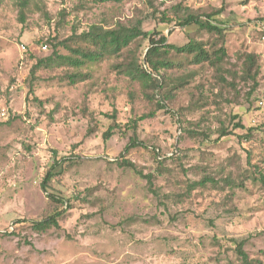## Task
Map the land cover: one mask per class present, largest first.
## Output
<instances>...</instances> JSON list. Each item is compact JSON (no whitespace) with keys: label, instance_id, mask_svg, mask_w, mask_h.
Listing matches in <instances>:
<instances>
[{"label":"rangeland","instance_id":"rangeland-1","mask_svg":"<svg viewBox=\"0 0 264 264\" xmlns=\"http://www.w3.org/2000/svg\"><path fill=\"white\" fill-rule=\"evenodd\" d=\"M188 11L211 14L224 29L225 81L213 67L171 53L185 66L167 72L166 108L119 71L131 54L143 63L147 40L78 69L31 71L53 51L69 54L58 42L76 46L75 36L91 25L141 20L144 31L162 30L174 45L214 44L216 35L175 24ZM246 52L257 56L255 85L235 76ZM72 72L84 80L70 84ZM190 74L171 90L176 76ZM234 114L244 128H233ZM220 122L231 130L222 137ZM110 125L114 133L104 140ZM130 139L135 145L124 154ZM55 154L68 159L44 190ZM259 169L264 0H0V264H241V239L249 259L264 264V188L253 179ZM203 178L205 185L190 188ZM48 193L68 205L57 227L37 232L32 222L55 208Z\"/></svg>","mask_w":264,"mask_h":264},{"label":"trees","instance_id":"trees-1","mask_svg":"<svg viewBox=\"0 0 264 264\" xmlns=\"http://www.w3.org/2000/svg\"><path fill=\"white\" fill-rule=\"evenodd\" d=\"M97 2H120L122 0H96ZM20 3L25 4L26 0H20ZM23 8V7H22ZM23 14V12L21 11ZM175 24L181 28L195 25L198 29L204 30L208 33L216 35L214 44L208 45L205 42L189 39L186 43L181 45H174L167 42V37L162 30L144 31L141 28V20H137L131 25L118 24L114 28H103L98 25H91L86 31H82L75 36L77 39L76 46H70L65 41H59L58 45L68 50L67 55L59 54L53 51L49 56L38 59L33 64L31 71L39 67H62L71 66L78 69L85 63H93L101 61L106 57L119 56L124 51H129V47L136 40H147L148 47L143 57V63L134 61L133 54L130 55L131 60L126 64H120V73L124 74L129 80L139 82L142 86L144 97L153 100L156 108H166V101L171 96L169 91L163 90L166 88L167 72H178L184 68L185 65L182 62H176L168 57L169 54L173 53L182 56L187 59V63L191 66L208 65L213 67L214 72L218 75L219 79L225 81L223 73L226 70L223 69V63L227 57V52L224 44L221 41L224 29L214 22L213 16L207 14L206 18H201L198 14L193 12H185L184 14H178L175 16ZM218 40L221 41L218 44ZM47 46V44L45 43ZM259 65L256 54L253 52H246L243 54V60L241 68L238 73L235 72V76L244 80L252 81L256 84V77L258 75ZM229 73V71H228ZM193 75H182L176 76L174 86L172 89H179L185 86L188 79L192 78ZM69 83L74 85L79 81L84 80L85 76L81 72H72L67 75ZM234 121L233 128H244L241 123L239 116L234 114L232 117ZM236 121V122H235ZM136 124V122H135ZM221 128L219 131V137L225 136L230 133L223 122H220ZM254 129V128H253ZM248 128V134L253 130ZM114 133V126L110 125L104 132L103 138L107 140ZM135 145V141L130 139V143L125 146L123 153L125 154L128 150ZM67 157L57 156L55 154L53 161L46 171L42 181L41 187L45 190V187L49 180L54 175V169L60 166ZM122 166L134 168V165L127 161L122 160ZM253 179L258 181L259 184L264 188V171L261 169L256 171L253 175ZM208 182L207 178H203L192 184V187L203 186ZM242 184H240L241 186ZM49 199L55 203V208L52 212L42 217L40 220L33 221L31 227L34 231L40 232L45 231L51 227L58 226V220L63 215L64 211L62 205L66 203V199L59 198L53 194H47ZM57 204L61 205L57 208ZM244 240H235V252L241 261V264H254V261L250 260L248 255L242 249Z\"/></svg>","mask_w":264,"mask_h":264},{"label":"built area","instance_id":"built-area-1","mask_svg":"<svg viewBox=\"0 0 264 264\" xmlns=\"http://www.w3.org/2000/svg\"><path fill=\"white\" fill-rule=\"evenodd\" d=\"M42 48H43V49H45V48H46V45H45V44H43Z\"/></svg>","mask_w":264,"mask_h":264}]
</instances>
